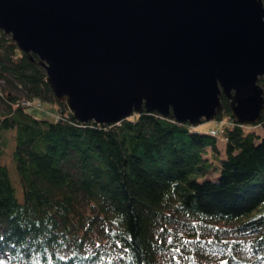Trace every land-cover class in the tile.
Here are the masks:
<instances>
[{"label": "trees", "instance_id": "obj_1", "mask_svg": "<svg viewBox=\"0 0 264 264\" xmlns=\"http://www.w3.org/2000/svg\"><path fill=\"white\" fill-rule=\"evenodd\" d=\"M0 79L61 108L54 120L39 118L31 107L13 108L21 97L1 90L0 258L7 259L0 264H159L167 252L176 255L172 264H212L207 255L222 264H264V116L240 125L222 95L225 111L216 121L228 119L225 140L156 113L83 124L6 35ZM259 83L264 88V77ZM254 127L262 133L246 131ZM9 131L22 202L2 163ZM227 233L246 238L224 240Z\"/></svg>", "mask_w": 264, "mask_h": 264}, {"label": "water", "instance_id": "obj_2", "mask_svg": "<svg viewBox=\"0 0 264 264\" xmlns=\"http://www.w3.org/2000/svg\"><path fill=\"white\" fill-rule=\"evenodd\" d=\"M0 30L83 124L264 116V0H0Z\"/></svg>", "mask_w": 264, "mask_h": 264}, {"label": "rangeland", "instance_id": "obj_3", "mask_svg": "<svg viewBox=\"0 0 264 264\" xmlns=\"http://www.w3.org/2000/svg\"><path fill=\"white\" fill-rule=\"evenodd\" d=\"M5 90V94H13L15 96H19L22 97L24 96V93L21 92V90H16L11 88L10 86H8L5 82H3V80L0 79V94L2 93L1 90ZM45 107H46V112H43L41 110L35 109V108H31L30 112L33 113L34 115H36L39 118H46L48 120H54L55 119V114H57L58 110L61 109L58 104L56 103H50L47 104L45 103ZM7 111V104L2 100V98L0 97V114H5ZM215 127L214 122H203L198 128H196V130L198 132L201 133H208L211 131L212 128ZM246 131H255L258 134H261V128L260 127H254V128H247ZM4 135L7 137L8 139V146L5 152V155L2 158V163L3 165H5L10 173L13 185L16 189L17 192V197L19 199V201H23V194H24V185H23V181L18 173L17 170V165L14 163L13 161V152L15 149V131H9L4 133ZM220 146L223 149L224 143L220 142ZM220 176V172H213L210 175H208V179L210 180H215ZM186 227H183V225H179V227L177 228L178 234L184 235V237H187L185 235V230ZM229 228V227H228ZM176 229H174L175 231ZM187 233V232H186ZM188 234V233H187ZM209 234V232H208ZM207 233L204 235L205 238H207V236H209ZM236 235H233L231 233H227L224 236V240H243L246 238V235H244L243 233H235ZM173 257H176V255H174L172 252H167L163 255L160 256L159 258V264H172L171 260ZM207 258H209V260L211 261L212 264H222V260H219L218 257H216L215 255H207ZM0 259H7L6 257H1Z\"/></svg>", "mask_w": 264, "mask_h": 264}, {"label": "built area", "instance_id": "obj_4", "mask_svg": "<svg viewBox=\"0 0 264 264\" xmlns=\"http://www.w3.org/2000/svg\"><path fill=\"white\" fill-rule=\"evenodd\" d=\"M3 35H6L3 33V31L0 30V39L2 38ZM7 36V35H6ZM9 37V36H8ZM27 106V107H31V108H35L41 111L46 112L47 110L44 108V103L40 100V99H30L27 98L25 96H22L17 103L13 106V108H17L18 106ZM227 118L223 119L221 121H215V127L213 129H211V131L209 132L211 135L213 136H217V137H221L223 138V133L224 130L222 128V126L227 122ZM241 125V124H240ZM225 140V139H224Z\"/></svg>", "mask_w": 264, "mask_h": 264}]
</instances>
